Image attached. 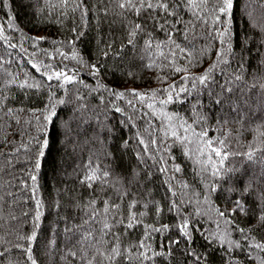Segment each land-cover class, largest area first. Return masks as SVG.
Masks as SVG:
<instances>
[{"label": "snow or ice", "instance_id": "1", "mask_svg": "<svg viewBox=\"0 0 264 264\" xmlns=\"http://www.w3.org/2000/svg\"><path fill=\"white\" fill-rule=\"evenodd\" d=\"M254 4L264 9V0H0V9L7 8L0 18V47L6 50L0 56V173L7 168L17 181L0 183V264H40L41 247L58 264H157L158 258L171 264L176 252L183 264H244V257L264 264V13L254 17ZM16 8L26 15L31 9L34 26L67 28L71 38L28 35ZM110 15L123 30L115 51L116 38L105 39L100 31ZM45 44L52 50L41 47ZM88 44L95 46L93 59L86 58ZM126 48L139 57L123 55ZM7 49L19 55L16 64L29 65L42 81L5 68L14 62ZM38 52L46 59H31ZM58 57L59 65L50 63ZM81 68L95 86L81 78ZM144 72L153 73L162 87L114 86L134 84ZM173 73L180 74L178 81ZM53 81L65 93L76 86L73 99L60 98ZM44 83L43 106L28 107ZM13 89L19 98L10 94ZM93 96L95 103H89ZM119 99L135 115L115 105ZM172 105H187L188 111L182 115L169 110ZM109 112L124 117L117 121L121 129L151 117L147 125L153 131L147 139L137 133L133 150L127 136L114 135ZM230 125H237L235 132ZM243 130L252 139L237 147ZM54 136L63 141L68 159L84 143L103 145L104 163L89 157L83 166L73 164L74 185L57 189L59 196L48 205L40 174ZM193 152L199 168L186 179L183 160H192ZM129 153L135 167L125 163ZM22 159L26 167L17 172L24 176H17L11 169ZM117 171L127 175L114 181ZM154 177L162 181L164 203L137 198L139 186ZM13 186L27 194L12 192ZM150 204L147 221L148 212L140 209ZM163 214L171 215L170 223L160 222ZM209 220L215 229H204Z\"/></svg>", "mask_w": 264, "mask_h": 264}, {"label": "trees", "instance_id": "2", "mask_svg": "<svg viewBox=\"0 0 264 264\" xmlns=\"http://www.w3.org/2000/svg\"><path fill=\"white\" fill-rule=\"evenodd\" d=\"M25 2H27V0H25ZM93 2H95V0H93ZM253 8H254V12H253L254 17L259 19L261 17V14L264 13V9H261L259 4H254ZM26 11H27V15H26V12L22 11L20 8L15 9V12L18 14V22L21 24L25 33H27L28 35L38 36V35L48 34L50 36L55 35L57 39L71 38L72 34L67 30V28L58 29L55 25L34 26V24L30 22L32 20L31 9H27ZM5 12H7L6 7L3 9H0V18L4 17ZM111 21H115V22L112 23L110 26L109 22ZM45 27L47 28V33H45L44 31ZM100 31L102 34H105V39H107L108 34L116 38V44L113 45V51H115L116 46L119 45L120 39L123 37L122 25L119 21V18L112 16V15L105 18L104 22L100 26ZM15 35L17 36V38H19V34H15ZM13 42H16V41L14 40ZM23 43H24V46L29 49V56H30L33 49L30 47V44L28 41L25 40L23 41ZM196 43L200 45L202 42L198 40L196 41ZM41 47H47L49 51L52 50L51 46L47 44L42 45ZM85 47L88 49V52L91 53L90 56L86 55V58L88 59L95 58L96 56L95 46L93 44H88V45H85ZM7 51L13 52L12 59L14 62L11 65H4L5 68H7L11 72L19 73L22 78H24V73L27 72L28 75L26 78L29 79L30 81H32L33 78L37 82L42 81V78L39 76V74L35 73V71L32 70L29 65H18L15 63L16 60H19V55L16 54L15 50L7 49ZM65 51H67V49H65ZM5 52H6L5 48L0 47V56H4ZM123 55H128L129 57H132V56H137V58L139 57V53L137 51L135 50L129 51V49L127 48L125 49ZM31 59L33 60L46 59V57H44L43 52H38V55L35 57H31ZM137 62H139L138 59H137ZM50 63H52L53 65H59L61 63V58L58 57L57 60L50 61ZM63 63L69 66H74V62L71 60H64ZM204 66L206 67L207 64H205ZM200 70L202 69H197V71H200ZM0 72H2V69H0ZM179 75L180 74L173 73L172 78L178 81ZM80 76L87 83L95 86L93 78L87 75L86 69H83V68L80 69ZM153 76L154 74L151 72H144L142 73V78L138 79L134 84L123 82V83L115 84L114 86L117 88L135 87L138 89H145L148 87H152V88L162 87V85L154 82ZM107 80L110 84H112L114 78L111 75H108ZM52 84H53L52 90L56 91L57 95L60 98L65 99L66 101H70L73 99L74 89L76 86H73V85L67 86L71 90L65 93L63 89L55 88V81H53ZM46 91H47V83H44L42 90L35 96L34 99H32L30 103L27 104V106L31 108L42 107L46 99ZM81 91H83V89H81ZM10 94L17 95V98H19V95H20V93L16 89H13ZM89 103H95V96L89 98ZM114 104L125 108L129 115H135L133 113V110L127 106L126 99L115 100ZM137 107H140V105L137 104ZM172 108H176V110L180 111L182 115L186 114L188 111L187 105L169 106V110H171ZM61 110H62V106L58 107L57 111H61ZM142 111H149V110L144 108L142 109ZM109 117H113L112 112H109ZM123 119L124 117L120 116V114L117 113L114 115L112 119H110L109 123L114 129V135L120 136L121 134H123L127 136L129 138V142H130L132 149L136 150L138 148L136 144V134L139 133L142 137L147 139V132L153 131V129L148 128V125H147V121L150 120L151 117H145L144 120L134 119V121L132 122L135 124L134 127L125 126L121 129V127H117V121L118 120L122 121ZM153 123L155 124L156 121H153ZM230 127L235 132L237 125H230ZM29 131H34V130L32 128H29ZM209 134L211 135L212 133L210 132ZM159 135L163 136V132H160ZM25 139H27V137H25ZM251 139H252V133L247 130H243L242 134L239 136L240 144H237L236 146L240 147V145L248 141H251ZM56 140H57V137L54 136L51 142V157L46 156L45 167L40 174L41 195L43 196L45 203L48 205L52 203L54 198H57L59 196L57 189L68 188L74 185L76 177L69 175V173L72 172L71 166L73 164L83 166L87 162L89 157L95 160L96 163H100V164L104 163V158L101 152L103 145H97L92 142L84 143L82 149H78V156L74 159H68L64 151L63 141H60L59 143H57ZM229 140L234 144L236 143V141L232 137H229ZM108 143L110 145L111 143H114V140L110 139ZM174 151L179 156V150L174 149ZM93 153H95V155H93ZM192 155H193L192 160H188V159L183 160V165L188 174L187 177H185L186 179L191 177L193 168H197V169L199 168V165L196 163V160H195V157L198 156V153L193 152ZM124 159H125L126 164H131L132 167L136 166L131 153L125 155ZM53 161L55 162L54 164H53ZM229 162H231V158L229 159V161H226L225 163L227 164ZM25 167H26V164L24 163L22 159L19 163H16L15 168L11 169V172L17 176H24L23 171L17 172V169L22 170ZM152 171L154 172L155 168H153ZM126 175L127 174L123 171H117L114 173L112 179L114 181L118 178L124 179ZM166 178L167 177H165V179ZM10 180L13 181V184L17 183V181L13 179V175H10L9 170L6 168L3 173H0V183H4L5 181H10ZM154 181L155 182L146 181L145 183L140 185L136 193L137 198L139 199L143 197V199H146V200L154 199L157 202L164 203L165 202L163 201L164 188L162 186V181L155 177H154ZM124 182L125 184L127 183L126 180H124ZM129 187L134 188L135 186H129ZM5 190H8V189H5ZM10 190L12 192L18 193L21 197L27 194L26 190L21 191L14 186ZM5 199L8 200L10 198L6 196ZM143 199L141 200L142 203H143ZM30 206H31V202H29V205H20L19 207H30ZM4 207H5V212H7L8 205L5 204ZM19 207H16L17 214H19ZM138 208H139V205H138ZM140 210L148 212V215L145 217L147 221L152 220L153 214L151 212V204L149 205L148 209L141 208ZM171 219H172L171 215L163 214L160 218V222L170 223ZM203 227L205 230L215 229V224L211 220H209L203 223ZM24 230L26 231L27 229L25 228ZM157 237L158 239L164 238L160 234H157ZM132 239L135 240L136 236H133ZM255 254L256 253H254V255ZM36 255H37V259L40 261V264H58V259L49 261L48 256L45 255V249L43 247H41L40 251ZM242 259L244 261V264H252V262L249 261L246 257ZM183 261H184V257L181 256L179 252H176L173 255V257H171V264H183ZM60 264H62V262H60ZM157 264H160V258L157 259ZM165 264H168V262L166 261Z\"/></svg>", "mask_w": 264, "mask_h": 264}]
</instances>
